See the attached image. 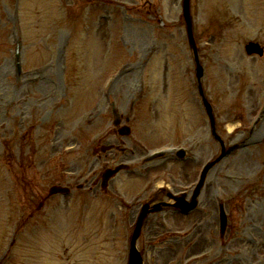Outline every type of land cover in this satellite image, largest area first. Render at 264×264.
<instances>
[{
  "label": "rangeland",
  "instance_id": "1",
  "mask_svg": "<svg viewBox=\"0 0 264 264\" xmlns=\"http://www.w3.org/2000/svg\"><path fill=\"white\" fill-rule=\"evenodd\" d=\"M189 11L195 48L182 0H0V241L7 247L19 236L7 264H127L123 220L132 204L156 198L160 186L191 194L203 167L236 144L209 172L194 211L151 222L144 264H264V55L244 51L250 41L264 48V0H189ZM113 109L123 123L129 118V136L112 132ZM10 132L23 139L7 143ZM113 143L123 153L99 152ZM7 145L29 153L27 169L40 185L71 167L79 184L105 165L129 170L111 181V196L74 189L21 226L11 207L4 231L6 172L14 188L23 175L20 163L8 166ZM179 148L182 158L171 153ZM160 151L167 155L143 162ZM115 194L129 204L123 218ZM221 202L233 226L225 244L218 240Z\"/></svg>",
  "mask_w": 264,
  "mask_h": 264
},
{
  "label": "flooded vegetation",
  "instance_id": "2",
  "mask_svg": "<svg viewBox=\"0 0 264 264\" xmlns=\"http://www.w3.org/2000/svg\"><path fill=\"white\" fill-rule=\"evenodd\" d=\"M34 180H36V178H34ZM23 181H24V189H30V191L35 195V198L34 199H38L40 200L43 204H46L49 199H51L52 196H50L48 193H46V190L38 187L37 185H34V181L28 179L26 177V172L24 173L23 175ZM35 190H34V189ZM26 193V191H25ZM34 200L31 199V198H27L26 197V194L24 195V198H23V205L25 206L27 203H33Z\"/></svg>",
  "mask_w": 264,
  "mask_h": 264
},
{
  "label": "water",
  "instance_id": "3",
  "mask_svg": "<svg viewBox=\"0 0 264 264\" xmlns=\"http://www.w3.org/2000/svg\"><path fill=\"white\" fill-rule=\"evenodd\" d=\"M187 3H188V0H185L186 19L188 20L187 8H186ZM247 49H248V52L256 51L260 53V50H257V48L252 49V47H247ZM131 264H140V258L138 257V254L134 250H132V253H131Z\"/></svg>",
  "mask_w": 264,
  "mask_h": 264
}]
</instances>
